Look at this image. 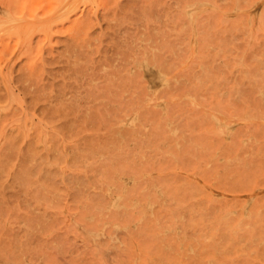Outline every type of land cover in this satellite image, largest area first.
Instances as JSON below:
<instances>
[{
    "label": "rangeland",
    "instance_id": "1",
    "mask_svg": "<svg viewBox=\"0 0 264 264\" xmlns=\"http://www.w3.org/2000/svg\"><path fill=\"white\" fill-rule=\"evenodd\" d=\"M0 8V264H264V0Z\"/></svg>",
    "mask_w": 264,
    "mask_h": 264
},
{
    "label": "bare ground",
    "instance_id": "2",
    "mask_svg": "<svg viewBox=\"0 0 264 264\" xmlns=\"http://www.w3.org/2000/svg\"><path fill=\"white\" fill-rule=\"evenodd\" d=\"M2 9H3V8H0V12L3 11ZM258 9H259V7H258ZM254 10H255V12H256V9H254ZM255 12H254V13H255ZM4 13H6L5 10H4ZM256 15H257V14H256Z\"/></svg>",
    "mask_w": 264,
    "mask_h": 264
}]
</instances>
